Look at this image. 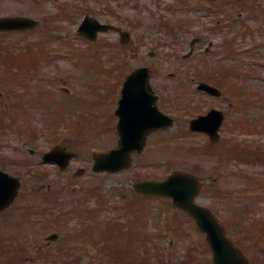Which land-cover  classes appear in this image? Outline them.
Instances as JSON below:
<instances>
[{"label": "rangeland", "instance_id": "1", "mask_svg": "<svg viewBox=\"0 0 264 264\" xmlns=\"http://www.w3.org/2000/svg\"><path fill=\"white\" fill-rule=\"evenodd\" d=\"M43 5L58 27L43 30V40L40 32L0 34V170L20 181L14 203L0 214V264H211L204 236L186 214L132 190L135 181L172 171L202 180L196 201L221 221L248 264H264V0ZM88 12L129 31L131 43L123 47L106 34L86 45L76 27ZM195 38L200 42L184 57ZM27 51L39 55L37 65ZM7 56L27 63L9 68ZM141 65L174 125L153 132L130 169L93 175L92 154L117 145L109 114L116 102L104 104L115 93L106 86L116 92ZM200 83L220 96L197 90ZM209 109L224 115L215 141L188 128ZM56 146L78 153L64 172L41 162ZM80 167L87 172L73 177Z\"/></svg>", "mask_w": 264, "mask_h": 264}, {"label": "water", "instance_id": "2", "mask_svg": "<svg viewBox=\"0 0 264 264\" xmlns=\"http://www.w3.org/2000/svg\"><path fill=\"white\" fill-rule=\"evenodd\" d=\"M23 20L4 19L0 21V29H16L20 28ZM107 29V27H101ZM148 70L140 68L134 71L127 79L125 86L127 96L132 91H140L139 96L142 97L143 91L147 89ZM146 95V92H145ZM141 107V104H137ZM135 114H140V110H136ZM153 115L151 119V128L171 125V119L161 115L155 108L150 111ZM127 113L125 112V115ZM161 117L164 120L161 121ZM138 117L125 120L123 124H119L118 132L121 138L119 147L107 154L94 156L93 171H108L111 173L119 172L130 164V155L135 150H140L144 142V133L148 126H140L137 124ZM205 118L193 120L191 127L200 129L201 122L203 124ZM164 122L163 124H161ZM198 124H195L197 123ZM198 125V126H197ZM50 153L47 158L53 159ZM20 188V181L6 172L0 171V210L10 205L17 196ZM134 189L141 195H157L172 198V203L188 213L195 221L198 229L206 233V241L213 253L214 264H246L230 240L226 237L223 227L216 218L206 209L194 203V197L199 189V181L187 174L174 173L163 182L145 181L134 185Z\"/></svg>", "mask_w": 264, "mask_h": 264}, {"label": "flooded vegetation", "instance_id": "3", "mask_svg": "<svg viewBox=\"0 0 264 264\" xmlns=\"http://www.w3.org/2000/svg\"><path fill=\"white\" fill-rule=\"evenodd\" d=\"M12 1L14 3V7H12V3H10V8L6 6V3ZM46 0H0L5 7L0 5V18L4 17H31L33 18L37 15L36 19L38 21L37 26L32 29H40L45 30L46 25H48L50 19L53 17H47L45 15L44 5L43 3ZM53 3H59L60 0H47ZM33 16V17H32ZM44 24V25H43ZM32 30H21V31H11L16 33H29Z\"/></svg>", "mask_w": 264, "mask_h": 264}, {"label": "trees", "instance_id": "4", "mask_svg": "<svg viewBox=\"0 0 264 264\" xmlns=\"http://www.w3.org/2000/svg\"><path fill=\"white\" fill-rule=\"evenodd\" d=\"M169 207H170V205H169ZM141 247H143L145 250H147L148 248L146 247V245L144 244V243H142L141 242V245H140ZM147 248V249H146ZM147 253V252H146ZM145 256L146 257H150V255L148 256L147 254H145ZM144 258V257H143ZM127 259H128V257H127ZM151 261V260H150ZM140 262V264H146L145 263V261L144 262H141V261H139Z\"/></svg>", "mask_w": 264, "mask_h": 264}]
</instances>
